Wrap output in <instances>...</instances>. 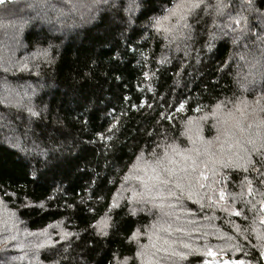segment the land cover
<instances>
[{
    "label": "trees",
    "instance_id": "16d2710c",
    "mask_svg": "<svg viewBox=\"0 0 264 264\" xmlns=\"http://www.w3.org/2000/svg\"><path fill=\"white\" fill-rule=\"evenodd\" d=\"M0 264H264V0H0Z\"/></svg>",
    "mask_w": 264,
    "mask_h": 264
},
{
    "label": "rangeland",
    "instance_id": "374dc122",
    "mask_svg": "<svg viewBox=\"0 0 264 264\" xmlns=\"http://www.w3.org/2000/svg\"><path fill=\"white\" fill-rule=\"evenodd\" d=\"M138 194L140 196V199H147L148 198H166L169 195L171 196V191H166L165 188H158V183L157 182H152V185L149 184V182L147 183L146 186L142 185L141 188H139L138 190ZM164 198V199H165ZM31 238L29 237H25V242L23 243L22 247L25 246V243Z\"/></svg>",
    "mask_w": 264,
    "mask_h": 264
}]
</instances>
